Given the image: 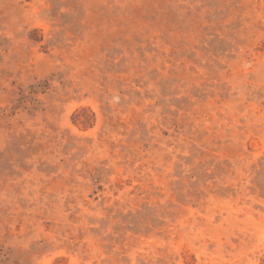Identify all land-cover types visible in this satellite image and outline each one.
Instances as JSON below:
<instances>
[{"label":"rangeland","instance_id":"374dc122","mask_svg":"<svg viewBox=\"0 0 264 264\" xmlns=\"http://www.w3.org/2000/svg\"><path fill=\"white\" fill-rule=\"evenodd\" d=\"M0 264H264V0H0Z\"/></svg>","mask_w":264,"mask_h":264}]
</instances>
